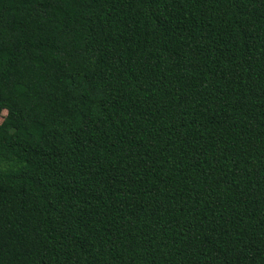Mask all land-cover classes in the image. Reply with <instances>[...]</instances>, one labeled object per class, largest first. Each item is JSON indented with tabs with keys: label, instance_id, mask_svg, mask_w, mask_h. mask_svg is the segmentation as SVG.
I'll use <instances>...</instances> for the list:
<instances>
[{
	"label": "trees",
	"instance_id": "16d2710c",
	"mask_svg": "<svg viewBox=\"0 0 264 264\" xmlns=\"http://www.w3.org/2000/svg\"><path fill=\"white\" fill-rule=\"evenodd\" d=\"M0 118V264H264V0H0Z\"/></svg>",
	"mask_w": 264,
	"mask_h": 264
},
{
	"label": "rangeland",
	"instance_id": "374dc122",
	"mask_svg": "<svg viewBox=\"0 0 264 264\" xmlns=\"http://www.w3.org/2000/svg\"><path fill=\"white\" fill-rule=\"evenodd\" d=\"M5 115V112H4V114H3V116ZM0 121H2V118H0Z\"/></svg>",
	"mask_w": 264,
	"mask_h": 264
}]
</instances>
